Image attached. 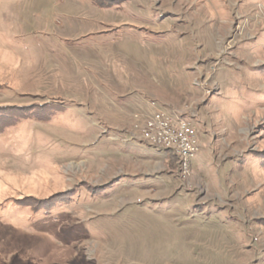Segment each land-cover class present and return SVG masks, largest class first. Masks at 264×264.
<instances>
[{"label": "rangeland", "instance_id": "rangeland-1", "mask_svg": "<svg viewBox=\"0 0 264 264\" xmlns=\"http://www.w3.org/2000/svg\"><path fill=\"white\" fill-rule=\"evenodd\" d=\"M0 264H264V0H0Z\"/></svg>", "mask_w": 264, "mask_h": 264}, {"label": "built area", "instance_id": "built-area-1", "mask_svg": "<svg viewBox=\"0 0 264 264\" xmlns=\"http://www.w3.org/2000/svg\"><path fill=\"white\" fill-rule=\"evenodd\" d=\"M140 142L175 157L177 173L186 178L190 162L199 152L197 131L191 120L176 111L153 110L144 116Z\"/></svg>", "mask_w": 264, "mask_h": 264}, {"label": "crops", "instance_id": "crops-1", "mask_svg": "<svg viewBox=\"0 0 264 264\" xmlns=\"http://www.w3.org/2000/svg\"><path fill=\"white\" fill-rule=\"evenodd\" d=\"M163 109H165V107H163ZM165 110H167V108ZM131 141H134V140H131ZM131 141H128V142L125 141V142L130 143ZM159 154H160V157H162V158H159ZM157 159L162 160L161 161L162 162V168L158 171H155L154 170L155 165H153V164L156 162ZM134 160H137L138 161L137 163H139V162L144 163L145 167L147 168L146 172H144L145 175H149L150 177H154V176L156 177V175H160V173L167 172L168 174L174 175L176 180L179 182V185H181L180 184L181 182L179 180V175L177 174V171H175V169H174V168H176L175 163H174L176 160H170V158L168 157V153L161 151V150H159V151L155 150V149L153 150V148L152 149H145V153L143 155V158H136ZM169 166L172 167L173 170L170 169ZM159 189L160 190H157V193L155 192L156 194L155 193L153 194L155 198L161 200V199L171 198L173 196L174 188H172L170 186L169 182L167 185L162 184V186H160Z\"/></svg>", "mask_w": 264, "mask_h": 264}, {"label": "trees", "instance_id": "trees-1", "mask_svg": "<svg viewBox=\"0 0 264 264\" xmlns=\"http://www.w3.org/2000/svg\"><path fill=\"white\" fill-rule=\"evenodd\" d=\"M168 157L170 158V160H175V157H173L170 153H168Z\"/></svg>", "mask_w": 264, "mask_h": 264}]
</instances>
